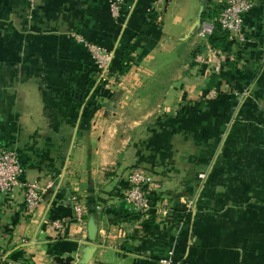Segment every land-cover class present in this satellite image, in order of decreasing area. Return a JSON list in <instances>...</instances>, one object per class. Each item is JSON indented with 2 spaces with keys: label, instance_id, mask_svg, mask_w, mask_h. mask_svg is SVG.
Segmentation results:
<instances>
[{
  "label": "crops",
  "instance_id": "0c3cea01",
  "mask_svg": "<svg viewBox=\"0 0 264 264\" xmlns=\"http://www.w3.org/2000/svg\"><path fill=\"white\" fill-rule=\"evenodd\" d=\"M113 1L0 0V148L17 149L21 181L49 185L35 211L21 188L0 194V264H78L87 249L86 264H264V0L246 42L228 35L204 62V14L226 0H124L120 21ZM76 35L117 51L103 102ZM135 163L172 196L166 217L131 210Z\"/></svg>",
  "mask_w": 264,
  "mask_h": 264
},
{
  "label": "built area",
  "instance_id": "2783aa9c",
  "mask_svg": "<svg viewBox=\"0 0 264 264\" xmlns=\"http://www.w3.org/2000/svg\"><path fill=\"white\" fill-rule=\"evenodd\" d=\"M38 0H27L30 10L36 8ZM124 0H114L111 11L114 18L118 21L122 19L121 5ZM255 4V0H226L217 17L212 21H205L199 31V35L207 40L214 30V21L218 22L221 27L229 33V36L239 43L246 42V30L244 25L245 15ZM126 19L128 18L125 17ZM123 18V19H125ZM123 25V22H121ZM125 23V22H124ZM77 39L83 43L90 54L94 66L95 88L101 86L112 91L115 85L116 74L114 73V61L116 58V49H109L99 43L89 42L83 36L76 35ZM207 57L199 56L198 62H204L219 59L224 55V51L214 48L209 41L206 42ZM217 68L220 66L218 63ZM118 77V76H117ZM118 79V78H117ZM250 88L241 92L244 98L248 96ZM211 92L210 96H214ZM24 172L20 156L16 148H0V194L3 196H13L18 188L24 192L25 205L29 211H35L45 200V194L49 185H43L38 181H21L20 176ZM127 187L125 189V199L134 213L141 214L144 217L156 215L166 217L170 212L169 198H165L161 203H155L151 191H160L164 184L160 183L155 176L139 166L133 165L127 174ZM163 186V187H162ZM189 208L192 209L193 201L189 202ZM74 211L77 221L84 223V205L77 198L74 199ZM160 218V219H161ZM63 220H54L51 224L53 228H61ZM160 264H185L175 258L173 253L161 258Z\"/></svg>",
  "mask_w": 264,
  "mask_h": 264
},
{
  "label": "trees",
  "instance_id": "16d2710c",
  "mask_svg": "<svg viewBox=\"0 0 264 264\" xmlns=\"http://www.w3.org/2000/svg\"><path fill=\"white\" fill-rule=\"evenodd\" d=\"M223 6L224 5H218L215 7L214 11L205 12L204 17H208L209 19L214 20L217 17V15L219 14V12ZM214 25L215 26H214L213 33L209 36L208 41L214 48L226 49L227 45H228L226 43V41H227V37H228L229 33L227 31H225L218 22L214 21ZM127 52H125L122 63H124V61L127 59V55H128ZM126 68L127 67L122 64V67H121L122 71L125 70ZM114 70H115V68H114ZM100 89H102L101 86H99L97 88V93L100 92L99 91ZM101 93L109 96L104 90L101 91Z\"/></svg>",
  "mask_w": 264,
  "mask_h": 264
},
{
  "label": "rangeland",
  "instance_id": "374dc122",
  "mask_svg": "<svg viewBox=\"0 0 264 264\" xmlns=\"http://www.w3.org/2000/svg\"><path fill=\"white\" fill-rule=\"evenodd\" d=\"M224 4H225V2H224ZM206 21H212V19H207ZM121 29H123V28H121ZM200 39H202V43L204 42L205 43V41L207 40L205 37H202V36H200ZM200 46V45H199ZM117 52V51H116ZM128 54H130V51H128L127 52ZM129 68V67H128ZM118 77H117V73H116V80H115V86L117 85V83H118V81H119V78L117 79ZM103 89H104V91L109 95V96H107V95H104V94H102L101 92H98V93H96V97H94V99H97V100H101L102 102L105 100V99H108V98H110L111 96L110 95H112V91L111 90H109V89H106V88H104L103 87ZM93 99V100H94ZM100 108H102V107H100ZM102 110V109H101ZM104 110V109H103ZM116 165L117 164H115V165H107V166H105V168H103L102 170H106V169H114L115 167H116ZM133 165H135V166H138V164H132L131 165V167L133 166ZM130 167V168H131ZM129 172V171H128ZM113 173V172H112ZM163 187V186H162ZM166 188V187H165ZM158 192H160V195H162V197H163V195H165V198H170L169 200H171L172 201V196L170 195V197H169V194H167L166 192V189H162V190H160V191H158ZM77 198V197H76ZM77 200H78V198H77ZM170 202H168V204H169Z\"/></svg>",
  "mask_w": 264,
  "mask_h": 264
},
{
  "label": "water",
  "instance_id": "95a60500",
  "mask_svg": "<svg viewBox=\"0 0 264 264\" xmlns=\"http://www.w3.org/2000/svg\"><path fill=\"white\" fill-rule=\"evenodd\" d=\"M95 231H96V228L93 225V223H91L90 227H89V233H90L91 237L94 236ZM91 253H92V250L91 249H87L85 254H84V256H83V259L78 264H86L88 262V260L90 259V257H91ZM55 260L59 264H72V262L74 261V257H72V256H67V257L56 256Z\"/></svg>",
  "mask_w": 264,
  "mask_h": 264
}]
</instances>
